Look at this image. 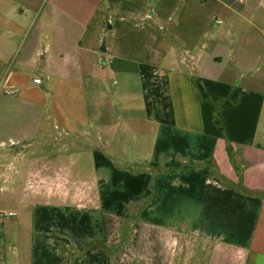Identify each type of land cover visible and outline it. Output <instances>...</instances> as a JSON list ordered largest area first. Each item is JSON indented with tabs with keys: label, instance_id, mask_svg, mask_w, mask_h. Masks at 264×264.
Wrapping results in <instances>:
<instances>
[{
	"label": "crops",
	"instance_id": "obj_1",
	"mask_svg": "<svg viewBox=\"0 0 264 264\" xmlns=\"http://www.w3.org/2000/svg\"><path fill=\"white\" fill-rule=\"evenodd\" d=\"M53 5L70 9L43 52L40 17L31 33L0 13V85L17 90L0 94L15 109L0 111V147L25 164H0V264H264V0H112L119 41L94 27L105 64L83 41L97 0ZM38 57L45 80L34 84ZM46 146L89 150L94 173L53 174Z\"/></svg>",
	"mask_w": 264,
	"mask_h": 264
},
{
	"label": "rangeland",
	"instance_id": "obj_2",
	"mask_svg": "<svg viewBox=\"0 0 264 264\" xmlns=\"http://www.w3.org/2000/svg\"><path fill=\"white\" fill-rule=\"evenodd\" d=\"M218 3H226L230 4L233 6L236 5H245L247 3H253L254 5L257 4V0H216ZM259 1V0H258ZM112 5V0H97V5H95V20L91 24L90 28V33L83 38L84 43H86L88 46L92 45V43L95 46V51H94V59L99 62V64L102 63H109L111 60V57H108L107 54H103L101 52V48L103 46V35L101 32L100 27L104 28L106 32V39L105 42L108 44L110 43L111 39H115L119 41V36L120 33L119 31H116V27L118 25V17L116 15L112 16L114 21L113 23L115 24V30L113 31V36L111 35L112 31H108V24H107V19L109 16V9L111 8ZM57 8L59 10H57ZM74 8V7H72ZM85 9V7H82ZM70 9L69 7H64V6H54L53 5V0H40L39 6L36 7H27L23 1L21 0H0V13L5 16L13 17L14 19L22 16L24 17L25 24L24 26L27 28L30 25H33V21H35L37 18L40 17L41 20L44 21L43 23V28H42V36L36 40V47L40 52H43V49L46 48L48 44V38L45 36H48L49 32L52 29L53 23L52 21L55 20V17L60 14L61 11ZM145 10V9H144ZM146 10H150L149 6H147ZM100 24L99 29L94 28L96 25ZM30 29V30H29ZM28 31L32 33L31 26L29 27ZM29 32V33H30ZM110 33V34H109ZM31 35V34H30ZM98 35V36H97ZM115 35V36H114ZM20 38L16 39L12 47L15 49L19 43H20ZM38 62L36 65L32 68L27 70L26 72L29 73L31 79L33 77H37L40 80H45V75L43 73L44 70V65L40 61V57H38ZM16 68V67H14ZM4 70V69H3ZM5 73V71H4ZM3 75V71H1V65H0V78ZM114 80H111L109 83H107V94L110 96L111 100H113L114 103H116L117 100V95H114L112 91L116 90L118 87L113 84ZM48 88V87H47ZM5 88L3 89L0 85V94L4 92ZM117 91V90H116ZM11 98V96H10ZM10 98H2L0 97V111L3 113L6 112H12L14 111V107L10 103ZM116 105V104H115ZM52 109V106L50 105V110ZM50 110L48 112H50ZM118 111L116 110H109V115L112 116L114 115L115 118L118 117ZM51 114V113H50ZM32 123V119L30 117H25V118H11L8 131L9 133H16V129L19 127L26 126L28 124ZM1 125V124H0ZM44 126L48 128V133H50V140H52L54 136V126H55V121L53 118L47 119L43 123ZM15 133L13 135H15ZM70 141L69 138L63 137L61 140V143H65ZM5 148L0 147V154L1 153H7L10 157L7 159H3L0 157V164L6 165V168H8V173H14V170L16 168H22L24 167V160L19 159V158H14L13 156L16 155L15 152L12 151H5ZM46 156H53L52 160V172L53 174L60 175V176H65L70 174V172L75 173V178L79 180H88L92 174L95 171V167L93 166V162L91 159V152L88 151H77L74 148L69 149L67 152L64 151H58V147H52V146H46L45 150ZM12 156V157H11ZM116 168H119V165H114ZM5 169V167H4ZM84 182V181H82ZM6 212V211H5ZM8 215V213H3V216ZM19 218V217H18ZM17 219V218H16ZM9 221V220H7ZM121 242L124 240V237L127 238L129 235V222L126 220L124 223L122 222L121 224ZM102 246V245H101ZM100 246V247H101ZM106 247L103 245L102 249ZM92 248V247H91ZM67 250V248H66ZM67 253L70 255L74 256L76 253L73 252V250H67Z\"/></svg>",
	"mask_w": 264,
	"mask_h": 264
},
{
	"label": "built area",
	"instance_id": "obj_3",
	"mask_svg": "<svg viewBox=\"0 0 264 264\" xmlns=\"http://www.w3.org/2000/svg\"><path fill=\"white\" fill-rule=\"evenodd\" d=\"M33 83L34 84H40L41 80L40 79H34ZM15 93H17V90L12 89V88H8V89L5 90V94H7V95H13Z\"/></svg>",
	"mask_w": 264,
	"mask_h": 264
},
{
	"label": "trees",
	"instance_id": "obj_4",
	"mask_svg": "<svg viewBox=\"0 0 264 264\" xmlns=\"http://www.w3.org/2000/svg\"><path fill=\"white\" fill-rule=\"evenodd\" d=\"M229 104H230V103L225 102V103L222 104L221 106L216 105V109L219 110L220 108H223L224 106H227V105H229ZM215 120H219V117H218V116H215ZM103 248H104V247H103ZM104 249H105V248H104ZM62 250H63V252H66V251H67L65 247H62Z\"/></svg>",
	"mask_w": 264,
	"mask_h": 264
}]
</instances>
